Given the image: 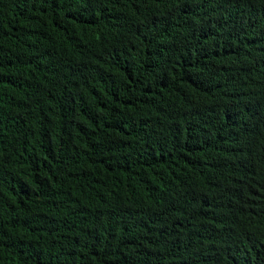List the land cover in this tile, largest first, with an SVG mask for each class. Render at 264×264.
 <instances>
[{"label":"trees","instance_id":"trees-1","mask_svg":"<svg viewBox=\"0 0 264 264\" xmlns=\"http://www.w3.org/2000/svg\"><path fill=\"white\" fill-rule=\"evenodd\" d=\"M0 264H264V0H0Z\"/></svg>","mask_w":264,"mask_h":264}]
</instances>
